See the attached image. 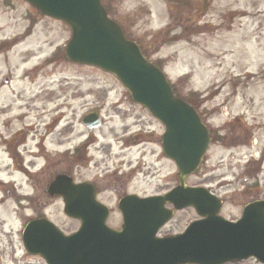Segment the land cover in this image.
<instances>
[{
    "label": "rangeland",
    "instance_id": "rangeland-1",
    "mask_svg": "<svg viewBox=\"0 0 264 264\" xmlns=\"http://www.w3.org/2000/svg\"><path fill=\"white\" fill-rule=\"evenodd\" d=\"M102 2L213 130L224 128L228 121L243 123L256 129V150L264 146V0ZM70 36L65 24L41 14L25 0H0V129L5 111L30 114L25 124L30 122L36 140L28 147L39 156H26L23 164L15 165L0 145V264H45L22 248L21 232L32 216L45 215L66 233L78 229L79 223L63 214L62 200L47 192L64 167L77 180L98 181L102 188L116 186L121 174L128 182L127 191L141 195L167 189L171 181L174 167L162 154L157 157L159 149L152 142L153 132L161 131L159 123L133 104L114 76L69 62L64 49ZM115 101L116 110L112 108ZM90 110L101 112L104 123L93 133L81 123ZM63 127L72 129L62 142L65 146L89 135L90 159L59 153L64 146L59 145L57 134ZM138 128L151 135L140 139L132 151L120 153L115 140ZM220 146L211 145L200 173L215 177L231 164ZM17 165L32 170L29 180L14 172ZM4 181L8 183L2 185ZM192 182L198 181L193 178ZM101 191L99 198L112 207L109 224L115 226L121 221L118 191ZM19 194L26 195L28 210L19 206ZM193 217L192 212L184 214L187 221ZM4 245L15 248L16 259L4 256Z\"/></svg>",
    "mask_w": 264,
    "mask_h": 264
},
{
    "label": "water",
    "instance_id": "water-1",
    "mask_svg": "<svg viewBox=\"0 0 264 264\" xmlns=\"http://www.w3.org/2000/svg\"><path fill=\"white\" fill-rule=\"evenodd\" d=\"M27 1L70 27L72 36L66 48L70 60L114 74L133 100L160 121L165 128L164 153L175 162L181 181L195 172L209 146L206 126L189 104L174 96L162 71L145 58L135 42L126 39L100 0ZM84 122L90 128L100 124L92 115ZM184 190L186 202L178 207L192 206L205 219L191 224L182 235L157 238V231L172 214L165 204ZM49 193L63 198L64 213L79 219L81 227L66 236L46 219L28 223L24 246L47 264H223L250 256L264 264L261 201L246 206L242 218L230 223L217 215L215 198L204 188L181 186L158 197L131 195L119 204L124 223L117 231L106 224L109 210L97 201L90 183L75 184L60 175Z\"/></svg>",
    "mask_w": 264,
    "mask_h": 264
},
{
    "label": "flooded vegetation",
    "instance_id": "flooded-vegetation-1",
    "mask_svg": "<svg viewBox=\"0 0 264 264\" xmlns=\"http://www.w3.org/2000/svg\"><path fill=\"white\" fill-rule=\"evenodd\" d=\"M143 110L145 109L143 108ZM29 118L30 116H28V120ZM23 121L24 118H12L3 124V130L0 129V144L5 147L7 154H9L11 158H14L17 155L16 152L12 150V146H15L17 151L24 154L26 152L22 149L26 148L32 140L31 129L28 127L30 122L25 124ZM235 126H243V128H235ZM255 130V128H248L246 124L243 123L235 124L234 122H226L224 128H221L218 131H210L213 143H219V145H221L220 147L222 148V152H227L228 156L231 158V164L215 177L198 171L195 174L183 179V182H181L179 173L176 170L174 163L163 156L165 160L172 164L174 170L171 173V181L168 183L167 189L156 192L155 195L171 191L180 186L182 183L187 187H206L217 198L219 204V216L229 222H236L239 220L248 204L255 201H264V146L256 150L255 147L258 140L255 137ZM162 132L156 131L153 132L152 135L156 136L155 140L152 141L154 143L153 145L159 149V152L155 151L158 152L157 157L159 154L161 155L162 152ZM71 133L72 131L70 129L63 128L57 136L60 141H63L67 139ZM140 137H142L141 133L128 135V132H124L122 137H118L117 140H115L116 144H119L120 153L122 151L125 153L127 151H132L139 143ZM80 147V145H75L73 153H78ZM234 149H238L240 151L235 152L237 150ZM245 150L247 151L245 152ZM59 173L67 174L68 170L64 167L63 170H59ZM118 176V183L114 184L116 186L110 185L107 188H101L99 187L100 183L98 181L92 182L98 193V197L102 192L101 189L118 191L116 198V204L118 205L120 199L128 194H136L141 197L144 196L136 192L127 191L128 182L121 174ZM193 178H196L198 182L193 183ZM75 180L77 182L83 181L77 179ZM118 184L120 187H118ZM181 199V195L176 197L177 201H181ZM167 207L173 210V217L171 221L159 230V237L181 234L193 221L199 219L191 207H185L180 210H177L174 204H168ZM191 212L194 213V217L187 221L184 218V214H191ZM120 227L121 223L114 226L116 229H119ZM224 264H257V262L253 257H250L242 260H233Z\"/></svg>",
    "mask_w": 264,
    "mask_h": 264
},
{
    "label": "bare ground",
    "instance_id": "bare-ground-1",
    "mask_svg": "<svg viewBox=\"0 0 264 264\" xmlns=\"http://www.w3.org/2000/svg\"><path fill=\"white\" fill-rule=\"evenodd\" d=\"M1 97V96H0ZM23 170V172H25V170L24 169H22ZM13 174H15V173H13ZM22 176V175H21ZM9 203V205H7V206H9L10 207V205H11V202H8ZM2 209H7V207H3ZM24 209L25 210H28V206H26V205H24Z\"/></svg>",
    "mask_w": 264,
    "mask_h": 264
}]
</instances>
